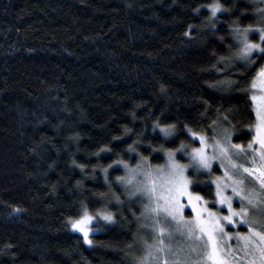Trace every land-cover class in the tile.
<instances>
[{
    "label": "trees",
    "instance_id": "obj_1",
    "mask_svg": "<svg viewBox=\"0 0 264 264\" xmlns=\"http://www.w3.org/2000/svg\"><path fill=\"white\" fill-rule=\"evenodd\" d=\"M256 1L0 0V264H134L144 202L118 161L186 164L188 128L247 149L264 60H236L233 30L257 25ZM218 173L187 174L210 206ZM85 206L114 217L89 247L69 227Z\"/></svg>",
    "mask_w": 264,
    "mask_h": 264
},
{
    "label": "snow or ice",
    "instance_id": "obj_2",
    "mask_svg": "<svg viewBox=\"0 0 264 264\" xmlns=\"http://www.w3.org/2000/svg\"><path fill=\"white\" fill-rule=\"evenodd\" d=\"M208 7L213 18L216 17L218 12L226 10L222 9L219 2H214ZM197 11L199 10L197 9ZM256 14L258 25L250 24L243 31L237 26L233 30L235 33L233 38H239L237 42L240 44L235 53V59L243 61L249 67L257 64V58L264 60V8L257 7ZM253 31L259 33L258 42H253L249 38V33ZM185 35H189V33H185ZM229 51H231V48ZM231 59V57L221 56L218 63H224L227 66ZM257 87H259L261 94L257 95L254 93L251 96V99L256 104L257 122L255 135L248 143L247 149L240 144L233 143L232 130L225 127L222 132L216 133L218 138H214L215 142L211 145L213 153L209 156L206 151L209 147L207 137L197 134L191 128H188L187 131L194 139H199L201 146L193 147L191 152L187 153L186 146L181 144L180 149L176 151H184L189 155L190 164L179 163L173 151H168L167 163L155 169H152L151 164L143 157L135 168L122 160L118 161L127 169V175L117 177V180L126 186H132L134 190L129 192L130 195L136 196L139 193L148 199L149 203L145 205L147 214L145 220H151L153 232L156 233L153 243L148 244L145 241L146 252L144 256L138 259V264H188L190 257L182 260L179 254L173 251L172 244L165 240V236L169 240L172 239L173 224L175 225V232L180 233L192 242L190 252L195 253L196 256V260L192 261V264H229L220 247V240L224 236L229 239L232 238L231 234L226 230L228 225L233 227L247 225L251 237H258L260 242L264 244V207L259 208V215L250 213L249 207L243 203L237 210L233 207V197L225 195V190L230 187L232 192L240 197L241 201H247V205L253 207L264 204V200L260 199L261 193L243 187L245 183L243 179L233 180L232 184L225 182L223 185H221L219 179L214 181L217 188V202L228 209V214L222 215L219 212H212L202 205L203 197L189 190V185L192 181L185 175V171L189 167L197 171L210 169L212 161L218 158L221 159V166H223L224 160L227 159L233 168L243 167L233 162L234 153L232 149H237L245 155L249 151L257 154L262 162V168H264V65L256 69V76L252 79V88L256 89ZM224 121H228V116H224L220 124H223ZM213 123L216 124L217 121ZM156 127H159L165 138L172 136L176 128L175 125L160 126L159 123H157ZM129 150L135 151V148L130 145ZM253 162H255V155ZM243 170L249 175L256 174L255 169L244 167ZM104 171L107 174V169ZM225 176L228 179H232L227 170H225ZM140 177H143L142 181ZM256 178L259 180L260 188L264 190V171H261ZM184 198H187L188 203L191 205L192 213H194L191 218H186L184 214V204L182 203ZM117 199L119 198L117 197ZM97 216L106 222L114 221V217L110 212L97 211L93 215L86 206L82 209V214L79 218L73 219L69 217V223L72 228L82 233L86 244L91 245L93 243L89 238V233L93 229L89 225ZM257 224L261 226L262 230H256L254 226ZM236 236L241 240H251V237H245L240 232H237ZM129 247L131 248L132 245H129ZM260 252L261 256L264 257V247L260 248ZM170 257L172 258L170 259Z\"/></svg>",
    "mask_w": 264,
    "mask_h": 264
},
{
    "label": "rangeland",
    "instance_id": "obj_3",
    "mask_svg": "<svg viewBox=\"0 0 264 264\" xmlns=\"http://www.w3.org/2000/svg\"><path fill=\"white\" fill-rule=\"evenodd\" d=\"M257 7L260 8H264V0H257ZM213 3V2H212ZM257 15V14H256ZM258 19V17H257ZM258 25V22H257ZM257 36L258 41H259V33L258 32H250L249 33V38L251 39L252 36ZM238 40V38H237ZM257 94L260 95L261 93L259 92V87H257L256 89L252 88V93L251 96L253 94ZM252 101V106H253V110H254V119H255V123L254 126L252 128L253 130V136L255 135V125L257 122V117H256V104ZM215 138H218L215 134L214 136ZM192 140L198 144V146L196 147H200V141L199 139H194L191 136ZM207 142L209 144V147L206 149L207 153L209 156L212 155L213 150L211 145L215 142V139H208L207 138ZM193 147H191L190 149H187V153H190ZM234 156H233V162L238 164V165H242L243 167H239V168H233L231 166V164H229L228 160L225 159L223 162V166H221V159H215L212 161V167L210 168V172L212 171L213 168L217 169V172L219 171V173L216 175L217 177L214 178H210V182L212 183V187L214 188V195H213V203H211L213 206H210L207 204L206 201L201 202L203 206L207 207L209 210H211L212 212H219L222 215H227L228 214V209L226 206H222L217 202V197H216V184L214 183V181H217L219 179L221 185H223L225 182H227L228 184H232L233 180H239V179H243L244 180V185L243 187L247 188L248 190H254L258 193H261V197L260 199L264 200V190H262L260 188V183L259 180H257V176L260 175L261 171H264V168H262V162L259 160V156L257 154H253L252 152H248L247 155H245L243 152H239L237 149H232ZM243 154L245 155L244 158H242L240 160V158L243 156ZM255 155V162H253V157ZM165 159L163 164L160 165V167L164 166L167 163V153L164 155ZM184 159L187 160L186 164H190V158L189 155H187L185 152L183 154ZM158 167V166H157ZM157 167H152V169H155ZM244 167H248L250 169H255L256 170V174L255 175H249L248 173L244 172ZM135 168V166L133 167ZM124 172H125V176L127 175V169L123 168ZM225 170H227L229 172V174L232 176V179H228L225 176ZM191 171L193 174L197 175L200 172H206L209 171V169H201L199 171L189 167L186 169L185 171V175L187 176L188 172ZM140 180H143V177H140ZM159 183V182H158ZM122 184V183H121ZM123 189H126L128 195L127 198L134 200L135 198L139 197L143 204V208H142V215L139 218V233H138V238L136 240L135 243V248L133 249V257L137 258V262H135L134 264H138V259L142 256L145 255L146 252V247H145V241L148 244L153 243V238L156 235V233L153 232L152 229V224H151V220L146 221L145 220V216L146 211H145V205L149 203L148 199L137 193L136 196H132L129 194L130 191L134 190L132 188V186H126L124 184H122ZM189 190L192 191L190 189V185H189ZM225 195L227 196H231L233 197V207L237 210H239V208L241 207V204L243 203L245 206L249 207L250 209V213H254L259 215V208L264 207V204H260L257 207H253L251 205H247V201H241L239 196H236L231 188H227L225 190ZM206 202V203H204ZM182 203L184 204V214L186 216V218H191L194 213H192L191 210V205L188 203L187 198H184ZM187 212H189L188 217H187ZM95 215V214H93ZM104 223H108L105 220L99 218L98 216L92 221V223L89 225V227L91 229H93V231H91L89 233V238L92 240L91 235L92 234H96L101 230V224ZM169 223H171L169 221ZM70 229L72 232L74 233H78L81 238H83L82 233H80L79 231H76L72 228L71 224H70ZM256 228L257 231L262 230L261 226L259 224L254 226ZM226 230L231 234L232 238L229 239L228 237L224 236L221 240H220V247L222 250L223 255L228 259L229 264H264V257L261 256V252H260V248L264 247V244H262L259 240L258 237H251V234L248 232V227L247 225H240L238 227H233L231 225H228ZM172 231H173V237L171 240L168 239L167 236H165V240L166 242H169L172 244L173 247V251L177 252L180 256V258L182 260H184L185 258L190 257V259L188 260V264H192V261L196 260V256L195 253H191L190 252V245L192 244L191 241L187 240L184 236H182L180 233L175 232V225H172ZM240 232L242 235H244L245 237H251L250 241H246V240H241L236 236V233ZM84 241V238H83ZM85 243V242H84ZM85 245L87 247L91 246L89 244ZM172 257H170L171 259Z\"/></svg>",
    "mask_w": 264,
    "mask_h": 264
}]
</instances>
